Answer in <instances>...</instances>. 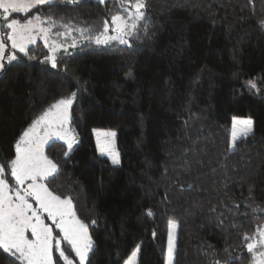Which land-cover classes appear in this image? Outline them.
Wrapping results in <instances>:
<instances>
[{
  "label": "trees",
  "instance_id": "1",
  "mask_svg": "<svg viewBox=\"0 0 264 264\" xmlns=\"http://www.w3.org/2000/svg\"><path fill=\"white\" fill-rule=\"evenodd\" d=\"M146 3L131 46L94 42L104 21L126 15L122 0H54L29 13L51 15L55 31L66 33L67 24L71 35L67 52L55 53L56 68L43 62L51 53L40 41L2 61L0 164L14 158L33 119L75 92L69 124L78 141L70 151L47 144L59 174L44 183L70 196L88 224L94 248L85 264H123L138 246L136 264H165L170 221L172 264H253V241L243 237L258 241L264 228V0ZM233 117L253 122L235 150ZM97 128L115 131L119 164L97 153ZM5 178L14 182L10 169ZM61 247L76 264L70 246ZM53 260L64 264L56 251ZM0 264L19 262L0 250Z\"/></svg>",
  "mask_w": 264,
  "mask_h": 264
},
{
  "label": "snow or ice",
  "instance_id": "2",
  "mask_svg": "<svg viewBox=\"0 0 264 264\" xmlns=\"http://www.w3.org/2000/svg\"><path fill=\"white\" fill-rule=\"evenodd\" d=\"M65 3L77 4L79 0H64ZM103 3L104 0H98ZM54 0H0V19L4 21L0 25V61L5 58L7 44L5 40L11 42V48L20 53L28 55V45L36 43V34L44 40L45 47L49 48L51 55H47L43 62H50L52 68L57 67L55 53L63 46L56 40H51L52 29L56 27L52 16L42 17L39 13L29 15V13L41 5L51 6ZM126 3L124 12L126 15H113L111 17V31L108 21L103 23V31L95 36L94 42L97 45H108L117 41L122 45H130L128 37H132L137 32L140 23L146 19V0H122ZM24 14L23 20L10 18L11 14ZM264 25V22H261ZM48 26L45 27L44 25ZM67 34L71 31L70 26L62 25ZM7 29V32H3ZM81 35L85 34V29H79ZM54 35L60 36L61 33ZM91 39V37H88ZM71 47L75 48V42ZM67 52V48L64 47ZM32 58V57H29ZM9 62L15 61V53L7 56ZM0 68L3 64L0 63ZM247 86L257 89L255 81L249 80ZM77 93L73 92L67 98H61L52 103L48 109L36 119H33L28 127L16 140L14 149L15 155L10 161L0 164V250L15 258L19 264H54L53 252L59 253L64 264H73V260L66 255L61 247V242H66L75 256L79 258V264H85L89 259V253L93 251L94 242L88 232V224L84 223L73 210L71 197L62 198L54 194L44 181L55 178L59 174L58 165L49 159L44 153V145L50 140H64L70 151L75 143V137L70 135L71 130L68 125L71 117L69 108ZM243 126V135L252 131V120H233L231 149L235 150L236 125ZM43 133V134H41ZM115 132L97 133V146L101 155H109L112 163H120L119 154L112 147V142L100 137H115ZM68 152H65V156ZM10 169V176L14 178L15 184L10 185L5 178V171ZM191 187V185H189ZM35 201L38 208L33 207ZM215 211V209H213ZM41 212L46 213V218L51 220L52 225L58 229L54 235L53 227L46 224L41 218ZM149 210L148 215H151ZM95 223V221H92ZM168 234L167 264H172L175 250L174 231L176 223L170 221ZM30 233V236H29ZM255 236L244 235L243 239L248 241L246 249L253 255V264H264V251H256L258 248L264 249V228H257ZM31 237V238H30ZM139 246L134 250L126 261V264H136Z\"/></svg>",
  "mask_w": 264,
  "mask_h": 264
},
{
  "label": "rangeland",
  "instance_id": "3",
  "mask_svg": "<svg viewBox=\"0 0 264 264\" xmlns=\"http://www.w3.org/2000/svg\"><path fill=\"white\" fill-rule=\"evenodd\" d=\"M0 13H2V10H0ZM24 14H20V13H13V14H11V16H10V18H16V19H19V17H21V16H23ZM35 15V14H34ZM4 24V21L2 20V19H0V25H3ZM58 27H61L60 26V24H56ZM45 27H47L48 25L47 24H45L44 25ZM8 30L7 29H3V32H7ZM52 33H53V35H51V38H50V41H49V43H51V40H56V42L58 43V44H63V46L64 47H67L68 46V43H66V38L67 37H69L71 34H65V32H64V30H56L55 31V27L52 29ZM55 33H61V35L60 36H56V35H54ZM109 35H113L114 33L111 31V25H110V30H109V33H108ZM67 35V36H66ZM65 39V40H64ZM38 41H40V42H43L44 43V40L41 38V36L39 35V34H36V42H38ZM5 43L7 44V48H6V51L7 50H9L8 51V53L5 51V60H8L7 59V56H9V55H11V54H13L15 51H18V50H16V49H12L11 48V42L10 41H7V40H5ZM45 44V43H44ZM29 45H32V44H29ZM28 45V46H29ZM64 47H62V48H60V49H64ZM59 49V50H60ZM58 52V51H57ZM7 53V54H6ZM51 53V52H50ZM52 54V53H51ZM3 59V60H4ZM2 60V61H3ZM2 61H0V63H2ZM1 69V68H0ZM69 113H70V108H69ZM234 118L236 119V120H247V119H250V118H247V117H233L232 118V120H231V123H232V127H231V141H232V131H233V120H234ZM68 127H69V129L71 130V132H70V135H73L74 137H75V143L78 141V136H77V134H76V132L74 131V130H72L71 129V127H70V124L68 125ZM108 133V132H115L114 130H111V129H99V128H97V129H93V131H92V133H93V136H94V139H95V143H96V148H97V153L100 155V156H103V157H105V158H107L110 162H112L111 161V159H110V157H109V155H101V153H100V151H99V148H98V146H97V133ZM41 134H43V133H41ZM236 134H237V137L238 138H240V137H242V136H244L243 135V126L242 125H240V124H237L236 125ZM249 134V133H248ZM100 139H101V142H103L104 140H109V141H111L112 142V147H113V149H114V151L116 152V153H118L117 152V150H116V145H115V139H116V135H115V137L113 138V137H104V136H101L100 137ZM51 141H60V142H62V143H64L66 146H67V144H66V142L64 141V140H57V139H53V140H50L49 142H51ZM48 142V143H49ZM47 143V144H48ZM74 143V144H75ZM47 144H45L44 145V149H45V147L47 146ZM73 144V145H74ZM14 179V178H13ZM15 184V181L12 183V184H10V185H14ZM30 202L31 203H33V207H36V208H38V205H36V203H35V201H32V200H30ZM41 218L42 219H44V221H45V223L46 224H49L50 226H52L53 227V233H54V235L56 234V233H58V229H56L55 228V226L54 225H52V222H51V220H49V219H47L46 218V213H43V212H41ZM170 223V222H169ZM176 228H177V225H176ZM176 228H175V231H174V235H176ZM169 231H170V228H169V224H168V229H167V240H166V253H165V264H167V249H168V234H169ZM29 236H30V233H29ZM31 238V237H30ZM134 250H136V248L134 249ZM133 250V251H134ZM132 251V252H133ZM264 251V250H263ZM131 252V253H132ZM75 254V253H74ZM130 256V255H129ZM76 257V256H75ZM129 258V257H128ZM127 258V259H128ZM76 260H77V263L76 264H79V258L78 257H76ZM127 261V260H126ZM126 261L123 263V264H126ZM136 263H137V261H136ZM74 264V263H73Z\"/></svg>",
  "mask_w": 264,
  "mask_h": 264
}]
</instances>
